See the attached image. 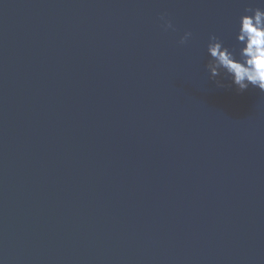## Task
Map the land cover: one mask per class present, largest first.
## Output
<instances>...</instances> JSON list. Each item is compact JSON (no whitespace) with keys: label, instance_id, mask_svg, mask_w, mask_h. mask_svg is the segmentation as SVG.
Masks as SVG:
<instances>
[{"label":"water","instance_id":"obj_1","mask_svg":"<svg viewBox=\"0 0 264 264\" xmlns=\"http://www.w3.org/2000/svg\"><path fill=\"white\" fill-rule=\"evenodd\" d=\"M257 7L0 0V264H264V93L206 69Z\"/></svg>","mask_w":264,"mask_h":264},{"label":"clouds","instance_id":"obj_2","mask_svg":"<svg viewBox=\"0 0 264 264\" xmlns=\"http://www.w3.org/2000/svg\"><path fill=\"white\" fill-rule=\"evenodd\" d=\"M160 19L165 31L175 30L166 16ZM191 37V32H185L178 43L184 45ZM206 55L209 79L217 87H225L223 81L228 80L238 92L251 87L264 93V8L245 9L237 23L233 46H225L218 37L210 36Z\"/></svg>","mask_w":264,"mask_h":264}]
</instances>
